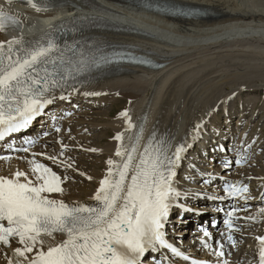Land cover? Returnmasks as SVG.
<instances>
[{"label":"bare ground","instance_id":"obj_1","mask_svg":"<svg viewBox=\"0 0 264 264\" xmlns=\"http://www.w3.org/2000/svg\"><path fill=\"white\" fill-rule=\"evenodd\" d=\"M163 8L180 10L182 13L166 12ZM0 9L20 18L24 24L22 33L12 28L0 31V40L22 35L26 41H32L39 38L50 25H59L63 22H68L66 29L57 28L62 34L67 29L72 31L70 24L78 22H105L124 29L122 31L81 30L74 38L100 41L117 47L124 46L128 51L148 58L156 68L123 65L107 75L89 73L87 76L83 74L78 78L79 84L76 85L78 92L74 94L79 99L86 97L83 94L85 92L100 93L98 98H103L106 93L102 94V92L117 93L126 90L129 98L133 99L132 110H128L131 123L137 126L143 125V135L137 150V157L153 133L158 138H170L173 146L180 143L193 144L208 130V127H205L202 132H196L193 125L204 122L205 117L209 116L215 106L228 107V97L235 93L236 97L243 95L244 87H246L245 90L264 88V0H50V7L42 12H36L30 6L16 1L9 3L8 0H0ZM58 44L62 46V43ZM71 99L73 98L65 101L69 103ZM56 100L63 101L59 98ZM54 103L48 105V112L49 107ZM69 111L70 109H67L66 112ZM61 114L62 112H60L62 118ZM206 122L208 124L204 123V125L208 126L212 120L206 119ZM89 124L93 125L94 122ZM113 127L114 133H123V141L115 139L105 149L100 147L99 151H104L106 156L119 163L121 158L115 156L117 146L130 147L138 129L133 127L131 130H126L125 118ZM216 135L221 136L222 134L216 130L213 132V137ZM57 138L60 139L59 136ZM74 138L72 137L71 141L68 137L64 139L66 143H71L77 140L76 137ZM85 140L91 142L86 137ZM59 145L56 148H61L62 142ZM93 145L95 144L92 143ZM88 147L86 143L79 149L85 150L84 153L87 154ZM213 148L215 146L207 149L208 153L213 156L222 155L212 150ZM38 151L52 156L56 150L48 146V148L41 147ZM60 153L56 156L61 161H66V164H60L58 167L53 166V162H47L46 158L35 159L52 168L56 173L63 168L62 166L69 170L60 175L61 178L68 175V181L64 180L62 184L63 194H53L54 198L62 199L69 204L73 202L94 203L92 197L99 187L100 180L106 175L108 165L103 168L100 175L92 179L90 174H86L88 169H85V175L71 171L67 165L72 162L65 159L67 158L66 153L63 156H60ZM77 153L75 152L74 155ZM11 156L10 160H0V175L11 176L17 170L29 172L31 175L32 165L29 161L32 159L30 157L21 159L20 157L24 156ZM79 158L77 162L86 165L82 160L85 157ZM194 173L191 174V178L194 177ZM73 175L78 176L79 179L88 180V182L92 179L93 182L91 186L85 182L87 185L82 183L78 187L74 185L75 181L71 178ZM174 180L176 181V177ZM225 181L232 184L238 182L241 186H250L249 182H251L242 177L235 178V176L231 180L223 177L217 178V182L224 183ZM254 182L259 184L256 180ZM262 185H264V179ZM175 186L177 187L176 184ZM211 187L215 188L216 185L213 184ZM177 189L179 190L178 187ZM202 194L181 196L174 202L175 205L170 211L180 217L178 223H186L193 227L204 223L205 220L200 216L201 214L207 213L210 218V213L200 206L202 201L206 200L205 195L203 198L200 197ZM234 203L239 205L238 200ZM180 206L183 208L179 209ZM184 208L187 209L183 211ZM262 217L264 214L247 220L248 225L256 226L254 228L256 237L264 236V218ZM172 224L176 226L174 222ZM212 230L209 236H199L195 239V246L198 248L193 245L196 249L190 247L189 252L186 250L183 252L193 254L192 256L195 254L196 258L202 252L201 256H209L211 260L217 261V257L202 246L201 241L205 240L214 246L213 249H218L219 244H223V251L227 249L228 254L226 260L232 257L231 253L234 252L238 254L236 255L237 260L252 259L256 256L259 247L256 237L237 248V245L227 240L225 231L215 228ZM222 232L223 236H221ZM64 238L61 233L54 234V238L43 237L46 246L58 243ZM165 239L167 240L168 237L165 236ZM228 245L230 249L227 248ZM17 246L19 243L15 239L12 249ZM154 256L155 260L160 258L152 254L148 262ZM12 257L13 254L9 255V251L0 247V264H5L7 258ZM220 260L225 259L222 257ZM230 264H238V262L230 261Z\"/></svg>","mask_w":264,"mask_h":264},{"label":"snow or ice","instance_id":"obj_2","mask_svg":"<svg viewBox=\"0 0 264 264\" xmlns=\"http://www.w3.org/2000/svg\"><path fill=\"white\" fill-rule=\"evenodd\" d=\"M16 2L26 4L36 12L47 11L50 7V0ZM23 26V20L0 9V31L12 28L22 33ZM58 27L50 25L35 41H26L22 35L0 40V141L26 128L57 98L66 100L78 92V78L90 67L100 66L94 59H86L83 52L77 59H65V51L51 38V33ZM121 115L127 121L126 130L133 127L138 130L130 147L117 146L115 156L121 158V162L107 160V173L99 182L92 204H69L54 198L53 194H63L62 184L68 177L61 178L35 157L44 155L53 162L66 163L58 161L56 155L32 153L31 175L20 170L11 176L0 175V245L11 247L13 238L19 243L13 249V257L7 258V264H143V257L149 251L160 249L170 250L184 261L191 259L165 239L164 231L174 202L187 195L177 189L174 178L190 145L173 146L170 138H158L153 133L137 157L143 125H133L126 111ZM200 127L199 124L196 126L197 129ZM115 139L123 141V133H118ZM26 143L32 145L35 141ZM66 147L62 145L60 156ZM21 151L28 153L29 148L9 147V153ZM10 159V154L0 155V160ZM230 164L225 161L224 167L228 168ZM226 191L230 197L241 196L246 203L251 199L242 195L248 193V187L238 186V182L230 184ZM242 210L245 209L234 208L225 220L227 240L233 244L232 232L241 230L234 226L233 215ZM259 213L264 214V207ZM237 219L252 220L254 217ZM56 233L65 238L46 246L43 237L54 238ZM204 235L210 234L205 232ZM256 240L259 242V264H264V236H257ZM201 244L217 257V264H229L226 259L220 260L225 256L223 244H219L218 249H212L205 240ZM161 260H154V264H161ZM191 264L210 262L191 259Z\"/></svg>","mask_w":264,"mask_h":264},{"label":"rangeland","instance_id":"obj_3","mask_svg":"<svg viewBox=\"0 0 264 264\" xmlns=\"http://www.w3.org/2000/svg\"><path fill=\"white\" fill-rule=\"evenodd\" d=\"M245 88L246 87H244V92L242 93L243 95L236 97L237 94L235 93L228 97L227 99L229 101L228 107L215 106L213 111L210 112L209 116L205 117L204 122L196 123L193 125L195 126L194 131L196 132H202L205 127H208L207 128L208 130L204 132V134L202 135L203 136L202 139L195 141L197 144L191 148V151L194 152L193 154L194 156H196V151H197L200 155V158L203 157L205 159H212L214 162H218L217 159L212 158L208 156L207 154L203 153L202 150H204L205 152H208L207 149L209 148H205V145L203 146L198 145V143L202 144L204 141L206 143L210 141L211 143L213 132H216V130H219L221 133H224V131L228 133L227 136H230L231 140L228 139V141H224L223 139H220V141L222 140L225 144H228L229 142H231L232 143L231 146H233V148H235V144L237 146L239 144L242 146V148L249 150L248 154H252V152L254 153V150L256 149L257 145H258L257 146L258 148L256 149L253 156L252 155L250 156V158L247 161V166L244 168L238 169L236 168V165H233L229 168L221 167L216 170L214 169V171H212L213 169L211 171H202V173H205V174L212 173V175H216L218 173L221 175L222 174L232 175L236 173L235 178L242 177L246 180L250 179V181L253 178H256L255 180L257 182L261 180L259 178L264 177V88L262 89L250 88L247 90H245ZM105 93H106V96L103 98H98V96H100L101 94L95 95V96L89 95V96H86L85 98L83 97L84 101L82 97L78 99V96L76 94H73L75 95L74 97H72L73 95H71L69 99L73 98L71 99L72 103L67 105V107L70 108V111L68 112L67 115L71 114V116L65 119L64 128L62 129V131H60L59 133L53 136H50L48 140L44 141V143L39 145L37 148L31 150L32 153H38L39 152L38 150L39 148L41 149V147L48 148V146H50L53 148V150H56L54 155H58L62 151V146L61 148H56V147L62 142V145L67 146L66 149H63L64 153H66V156H67V158L65 159H68V161L72 162L71 164H73V166L70 168L71 171L73 170L75 171L76 174L83 173V175H85V169H88L87 171L88 173L86 172V174H90L92 176V179L95 176L100 175V173L103 172L102 171L103 168H105V166L107 165V160L110 159V157L106 156L104 151H99V148L104 147L105 149V147L108 146V144L110 145V143L115 140V136L118 133H114L113 126H115L116 123H119V121L122 118H124L121 115V113L126 111L129 114L128 110H132V107H133V99L129 98L128 92L126 90L119 91L117 93H112L108 91L102 92V94H105ZM233 98L235 99L231 100ZM63 101L61 102L58 101L55 104L54 108L57 107L56 109H54L55 111L60 112L58 110L63 108V107H60L61 103L65 105L68 103L65 100ZM230 108L232 109L230 110ZM66 111L67 110L63 112H66ZM63 112L61 115H64ZM225 112H227V114ZM213 115L217 117L215 118ZM206 119L212 120V123H210V125L208 126L204 125V123L208 124L206 122ZM91 122H94V124L90 125L89 123ZM198 124L201 125L199 129L196 128ZM83 127L85 128L84 130H83ZM79 128L80 130L76 131V129H79ZM206 132L207 134H205ZM58 136L60 137V139L57 138ZM67 137L69 138V141L72 140L71 139L72 137L73 138L76 137L77 140H74L71 143H66L65 142L66 139L64 138H67ZM85 137L91 140L90 142L91 144L85 140ZM86 143H88L89 145L86 151L87 154L84 153L85 150L79 149L80 147L84 146ZM92 143H94L96 146L95 145L92 146ZM89 149H95L96 151L89 152ZM237 151L239 152V154L243 152L241 148L236 151L231 150L230 152L232 153V158H235L234 156L237 153ZM75 152H78L77 155H74ZM91 152L93 153L91 154ZM39 153H44V152H39ZM21 156L30 157L31 159H33L32 155L22 154ZM82 156L85 157L82 160H84L83 163H85L86 165H83L77 162V160H80L79 157H82ZM40 158H46V157L44 155H37L35 157V159H40ZM46 161L51 162V163L53 162L52 160H49L47 158H46ZM58 161H61V160L58 159ZM183 162L187 163L188 161L183 159ZM195 162L198 163L199 166H201V164L205 165V163H201L199 160H195L194 163ZM256 162L260 163L259 167H257L258 163ZM60 164L61 163L59 162L52 163V165L56 167H58ZM63 164L65 165L66 163H63ZM62 167L63 168L60 169L57 172V174L61 175V173L63 174L66 170L69 171L68 169H66L65 166H62ZM255 169L258 172H256ZM92 172L94 174H92ZM187 172H188L187 168L182 167L180 174L178 176V181L183 182L185 178L181 177V175H187ZM191 172L194 173L193 171ZM192 173L189 174V177H192L191 176ZM244 173H251L252 175H250L248 178L242 175ZM64 176L68 177V175H64ZM77 177L75 175L71 176V178L75 181L74 185L78 187H80L82 183L86 185L88 183L91 186V183L93 182L92 179L88 182V180H84L83 178L79 179ZM193 178L196 179V178H199V176L195 174ZM263 179L261 180L262 183H263ZM66 181H68V179H66ZM197 182L199 183L200 180L189 183V185L185 186V188H188L190 190H200L199 187L196 189L194 188V183H197ZM215 195H218V194H215ZM205 199L207 200V198ZM242 203L243 204L240 206V208L245 209V210L254 211L253 215L254 214L255 215L252 217L259 215L260 214L258 212L259 209L261 207H264V203L258 201V197H256V195H253V197H251V199H249L247 203L243 199ZM233 207L237 208L238 206L236 203H234ZM200 216H202L203 220L209 219L207 213L201 214ZM233 218L236 220V217L233 216ZM240 224H243V223H240ZM246 224L248 225V222ZM250 228L251 227H248V229ZM247 234L249 236L248 240H252L253 238L256 237L254 232L253 233L247 232ZM182 237L183 239H187L188 235H183ZM238 241L239 239L237 240V242ZM188 242H190V240H188ZM234 245H237V244H234ZM190 247L195 248L196 246L195 247L190 246ZM229 247L230 246L228 245L227 248L230 249ZM186 251L189 252L190 249L188 250L187 248ZM226 255H228L227 252L225 256L223 257L224 259H226ZM236 255L238 254H236L235 252L232 253V258L234 257L236 258ZM194 256L196 255L194 254Z\"/></svg>","mask_w":264,"mask_h":264}]
</instances>
